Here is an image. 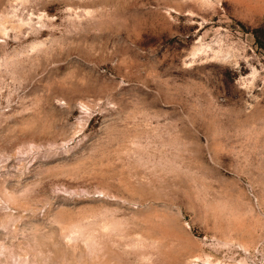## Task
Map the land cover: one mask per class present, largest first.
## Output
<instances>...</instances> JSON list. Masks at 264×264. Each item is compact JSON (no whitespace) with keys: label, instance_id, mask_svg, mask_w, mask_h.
I'll use <instances>...</instances> for the list:
<instances>
[{"label":"rangeland","instance_id":"374dc122","mask_svg":"<svg viewBox=\"0 0 264 264\" xmlns=\"http://www.w3.org/2000/svg\"><path fill=\"white\" fill-rule=\"evenodd\" d=\"M207 260L264 264V0H0V264Z\"/></svg>","mask_w":264,"mask_h":264},{"label":"bare ground","instance_id":"6f19581e","mask_svg":"<svg viewBox=\"0 0 264 264\" xmlns=\"http://www.w3.org/2000/svg\"><path fill=\"white\" fill-rule=\"evenodd\" d=\"M196 260H197V259H196ZM196 260H194V261H195V262H197ZM191 261H192V260H191ZM192 262H193V261H192ZM206 262H207V264H210V263H211V262H210V261H208V260H207Z\"/></svg>","mask_w":264,"mask_h":264},{"label":"built area","instance_id":"2783aa9c","mask_svg":"<svg viewBox=\"0 0 264 264\" xmlns=\"http://www.w3.org/2000/svg\"><path fill=\"white\" fill-rule=\"evenodd\" d=\"M196 264H207L206 262H203V263H196Z\"/></svg>","mask_w":264,"mask_h":264}]
</instances>
